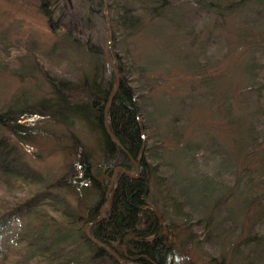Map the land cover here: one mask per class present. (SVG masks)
<instances>
[{
    "label": "trees",
    "instance_id": "16d2710c",
    "mask_svg": "<svg viewBox=\"0 0 264 264\" xmlns=\"http://www.w3.org/2000/svg\"><path fill=\"white\" fill-rule=\"evenodd\" d=\"M37 1L55 35L48 52L60 47L62 53L77 59L72 64L78 72L71 78L49 74L46 60L37 57L33 44L24 45L26 48L17 44L18 55L13 62L22 64L20 57L25 54L48 84L49 97L46 101L0 107V264H174L175 253L167 235L172 229L159 222L150 207L156 208L150 202L154 178L164 185L166 198L181 208L183 204L180 194L173 191L167 171L160 168L159 159L146 157L150 118L145 108L154 86L147 78L153 66L149 55L155 52L158 40L169 56L179 31L184 40H191V20L184 17L193 15L197 7L224 19L231 16L242 22L241 31L232 26L234 33H244L253 42L243 72L251 80L257 99L264 103V0H105L111 30L108 55L118 77L106 116L117 143L102 125L104 106L115 83L114 73L103 57L106 32L102 0ZM241 13V18L235 16ZM177 14L183 18H176ZM138 38L152 41V47L138 50ZM7 52L0 56V66L5 68L13 63ZM141 54L146 55L145 63ZM160 110L166 112L164 107ZM34 118L68 129L79 123L95 136L97 156L93 153L94 143L89 147L84 135L83 143L70 146L76 149L73 155L81 160L82 171L76 172L72 164L54 179L45 176L29 163L17 144L20 138L28 142L33 137L29 122ZM185 148L189 150V144ZM132 161L137 165L136 175L129 176L120 169L114 172L116 168L134 171ZM151 166H156L155 172ZM113 173L109 207L99 221L91 224L87 235L88 224L98 217L104 204V191ZM94 174L101 175L100 183ZM200 176L201 190L205 191L210 180ZM240 180L252 195L264 189L251 169L242 168ZM75 187H81L84 195H94V200L88 204L74 198L72 203L58 192H76ZM208 189L201 192L206 200ZM209 214L204 212L195 222L206 223ZM182 215L183 219L192 218L187 210ZM241 263L264 264V243L257 241L252 259Z\"/></svg>",
    "mask_w": 264,
    "mask_h": 264
},
{
    "label": "rangeland",
    "instance_id": "374dc122",
    "mask_svg": "<svg viewBox=\"0 0 264 264\" xmlns=\"http://www.w3.org/2000/svg\"><path fill=\"white\" fill-rule=\"evenodd\" d=\"M210 14L197 7L193 15L184 17L191 20V40H184L179 31L169 56L158 40L155 52L149 55L153 66L147 78L154 86L145 108L150 118L146 157L159 159L174 193L182 197L183 207L165 197L164 185L156 178L150 184V202L156 208L149 206L158 221L172 229L167 235L175 253L174 264H242V260L252 259L257 241L264 243V189L252 195L239 181L240 170L247 168L264 187V103L257 99L251 80L243 72L253 42L244 33H234L232 26L241 31L242 22ZM176 18L183 16L177 14ZM50 29L37 0H0V56L8 49L7 57L13 62L18 55L17 44L21 48L33 44L37 57L46 60L49 74L75 77V57L62 53L60 47L48 52L55 42ZM136 43L144 52L153 42L138 38ZM145 56L141 54L142 59ZM20 60L22 64L0 66V107L46 101L49 97V86L33 63L25 54ZM29 123L33 137L28 142L20 138L17 144L29 163L51 179L72 164L76 172L82 171L81 160L73 155L76 149L70 146L83 143L84 135L89 147L94 143L97 156L95 136L79 123L69 129L37 118ZM185 144H189V150ZM155 167H150L152 172ZM200 174L210 180L208 200L201 193L207 189L201 190ZM93 177L102 181L100 174ZM74 189L76 192H58L72 203L74 198L88 204L94 200V195H84L81 187ZM183 210L192 218L183 219ZM207 211L206 223L195 222Z\"/></svg>",
    "mask_w": 264,
    "mask_h": 264
},
{
    "label": "water",
    "instance_id": "95a60500",
    "mask_svg": "<svg viewBox=\"0 0 264 264\" xmlns=\"http://www.w3.org/2000/svg\"><path fill=\"white\" fill-rule=\"evenodd\" d=\"M102 6H103V18H104V23H105V32H106V36H105V42H104V47H103V57H104V60L106 62V64L112 69L113 73H114V76H115V83H114V86H113V89L112 91L110 92L109 96H108V99H107V102L104 106V110H103V128H104V131L106 132V134L108 135V137L113 140L115 143H117L115 137L111 134V132L109 131L108 129V125H107V116H106V109H107V105L109 103V101L111 100L115 90H116V87L118 85V77H117V71H116V68L114 66V64L112 63V61L109 59V55H108V46H109V43H110V40H111V30H110V24H109V20H108V17H107V10H106V3H105V0H102ZM141 157V152L138 153L136 159L137 161L140 159ZM133 166H134V171L130 172V171H126L124 170L123 168H116L114 170V172L118 169L122 170L125 174L129 175V176H134L137 174V165L135 162H133ZM103 177H105V175H103ZM114 181V173L112 174V176L110 177L109 179V183H108V186H107V189L104 191V204L103 206L100 208L99 210V215L98 217L92 221L91 223L88 224L87 226V229H86V234L88 235V229L89 227L91 226V224H93L94 222H97L99 221L104 213L107 211L108 207H109V204H110V195L112 192H110V194L108 195V192L111 188V185H112V182ZM154 212V215H156L155 211ZM95 243L98 244V245H101L100 242L96 241L95 240ZM103 246V245H102ZM105 249H107L106 246H103Z\"/></svg>",
    "mask_w": 264,
    "mask_h": 264
}]
</instances>
